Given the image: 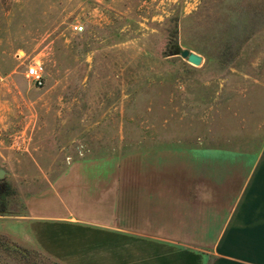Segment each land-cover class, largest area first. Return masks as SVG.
I'll use <instances>...</instances> for the list:
<instances>
[{
	"label": "rangeland",
	"instance_id": "1",
	"mask_svg": "<svg viewBox=\"0 0 264 264\" xmlns=\"http://www.w3.org/2000/svg\"><path fill=\"white\" fill-rule=\"evenodd\" d=\"M170 142L264 163V0H0V212L74 185L98 213L107 178L79 163L138 180L128 156Z\"/></svg>",
	"mask_w": 264,
	"mask_h": 264
},
{
	"label": "crops",
	"instance_id": "2",
	"mask_svg": "<svg viewBox=\"0 0 264 264\" xmlns=\"http://www.w3.org/2000/svg\"><path fill=\"white\" fill-rule=\"evenodd\" d=\"M139 152L126 159L138 180L121 178L118 158L79 163L107 178L105 210L88 211L72 185L73 198L0 212V264H264V163L172 142Z\"/></svg>",
	"mask_w": 264,
	"mask_h": 264
},
{
	"label": "built area",
	"instance_id": "3",
	"mask_svg": "<svg viewBox=\"0 0 264 264\" xmlns=\"http://www.w3.org/2000/svg\"><path fill=\"white\" fill-rule=\"evenodd\" d=\"M75 30L82 31L83 26L79 25L75 27ZM27 76L31 78L35 84L39 87L44 85L45 71L41 65H32L27 69Z\"/></svg>",
	"mask_w": 264,
	"mask_h": 264
},
{
	"label": "water",
	"instance_id": "4",
	"mask_svg": "<svg viewBox=\"0 0 264 264\" xmlns=\"http://www.w3.org/2000/svg\"><path fill=\"white\" fill-rule=\"evenodd\" d=\"M176 55L180 56L182 59L186 60L189 64L195 67H199L203 63V57L201 55L191 52L189 50H183L179 48ZM4 175L5 172L3 170H0V179H3Z\"/></svg>",
	"mask_w": 264,
	"mask_h": 264
}]
</instances>
